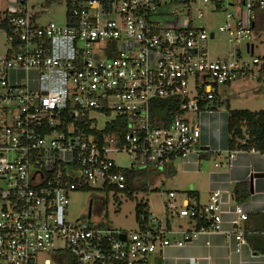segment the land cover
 I'll use <instances>...</instances> for the list:
<instances>
[{
    "label": "built area",
    "instance_id": "1",
    "mask_svg": "<svg viewBox=\"0 0 264 264\" xmlns=\"http://www.w3.org/2000/svg\"><path fill=\"white\" fill-rule=\"evenodd\" d=\"M26 2L11 0L0 17V264H150L199 232H222L221 189L206 204L169 193L168 213L200 226L192 231L163 226L149 210L129 231L67 213L73 193H127L126 172L162 173L200 155L196 120L217 113L219 88L263 74L255 24L264 0H67L64 26L40 24ZM219 11L218 31L234 48L215 58L217 25L197 21ZM168 102L178 109L162 126L156 109ZM242 133L239 144L252 140L246 123ZM243 152L264 156L228 149L226 163ZM229 213L240 251L250 212L236 204Z\"/></svg>",
    "mask_w": 264,
    "mask_h": 264
},
{
    "label": "crops",
    "instance_id": "2",
    "mask_svg": "<svg viewBox=\"0 0 264 264\" xmlns=\"http://www.w3.org/2000/svg\"><path fill=\"white\" fill-rule=\"evenodd\" d=\"M220 106L219 102L217 113L204 114L196 120L201 122L200 155L194 153L186 161H176L173 165L176 179L179 172L182 175L176 182L180 188L176 192L179 197L187 194L206 204L212 191L221 189L227 192L223 197L222 209L226 213L222 232H199L183 247H168L153 254L150 264H264V156L257 152H243L235 157L231 166L226 163L225 152L229 149L231 137L229 111H221ZM217 163H220L218 168ZM242 183L248 184L249 197L239 203L234 193ZM236 204H242L250 212L249 219L244 222L246 245L240 251L228 233L232 230L230 222L234 218L229 211ZM166 225L183 231L196 229L194 223L182 218L169 219Z\"/></svg>",
    "mask_w": 264,
    "mask_h": 264
},
{
    "label": "rangeland",
    "instance_id": "3",
    "mask_svg": "<svg viewBox=\"0 0 264 264\" xmlns=\"http://www.w3.org/2000/svg\"><path fill=\"white\" fill-rule=\"evenodd\" d=\"M11 0H0V13L4 14L11 6ZM30 11L39 14V23L42 25L56 23L64 26L67 24V0H27L25 7ZM207 10H205L206 12ZM230 12H236L234 8ZM226 14L219 11L210 16L198 20L199 25L205 26L206 23L217 25L215 40L210 41L208 48L212 57L228 55L232 52L234 46L229 43L228 35L218 31V28L225 24ZM6 33L0 29V55L6 50ZM255 54L258 57H264V33H258L255 41ZM30 84L37 88L38 74L31 73L28 75ZM220 110L226 112L228 107L231 110H250L252 112L264 110V73L259 79L245 77L232 82L229 85L219 88ZM119 164L123 167L130 165L125 156L119 158ZM179 170V165L177 166ZM179 172V171H178ZM163 176L148 181V191L135 193L129 196L127 193L102 194L100 192L86 191L73 193L71 202L68 207V220L75 221L78 218L92 219L95 223H101L122 230H136L139 228V219L137 217V206L143 205L148 209L153 217L161 222L163 226L169 219L172 220L170 213L166 209L165 203L169 199V192L180 191L175 176ZM179 194V193H178ZM2 201L0 200V209ZM93 210V217L90 216V210ZM141 216V214L139 215ZM178 219V217H175Z\"/></svg>",
    "mask_w": 264,
    "mask_h": 264
},
{
    "label": "trees",
    "instance_id": "4",
    "mask_svg": "<svg viewBox=\"0 0 264 264\" xmlns=\"http://www.w3.org/2000/svg\"><path fill=\"white\" fill-rule=\"evenodd\" d=\"M6 14V12L4 13ZM3 14L0 13V17ZM6 27V23L0 24V29ZM255 31L264 33V8L258 9L257 11V20L255 24ZM264 59V57H263ZM264 73V65L262 68ZM158 106L156 109V115L159 118V122L162 126H166L168 122H170V116L178 109V103L176 102H168ZM229 111V132H230V140H229V149H244L250 150L254 148L261 153H264V110L252 112L250 110H231L228 107ZM246 123L247 129L251 134L252 140L248 141L246 144H239L237 140L243 136L242 133V125ZM165 175L171 177L175 175L174 165L169 166L165 172ZM161 173H154L148 171H129L126 172V176L128 178V192L129 196H132L135 193H142L148 191V181L151 179L159 178ZM249 186L247 183L239 184L235 189V196L237 202L241 203L248 199ZM143 205L139 204L137 206V217L139 218L140 214L145 212ZM197 229L200 226H196Z\"/></svg>",
    "mask_w": 264,
    "mask_h": 264
},
{
    "label": "water",
    "instance_id": "5",
    "mask_svg": "<svg viewBox=\"0 0 264 264\" xmlns=\"http://www.w3.org/2000/svg\"><path fill=\"white\" fill-rule=\"evenodd\" d=\"M251 191H253V190H252V188H251ZM121 238L124 240V239H125V236H124V235H122V236H121Z\"/></svg>",
    "mask_w": 264,
    "mask_h": 264
}]
</instances>
